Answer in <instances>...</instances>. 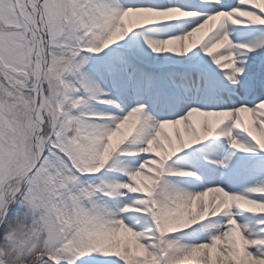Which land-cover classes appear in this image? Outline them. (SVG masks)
<instances>
[{"label":"snow or ice","instance_id":"6c2138e0","mask_svg":"<svg viewBox=\"0 0 264 264\" xmlns=\"http://www.w3.org/2000/svg\"><path fill=\"white\" fill-rule=\"evenodd\" d=\"M0 264H264V0H0Z\"/></svg>","mask_w":264,"mask_h":264}]
</instances>
